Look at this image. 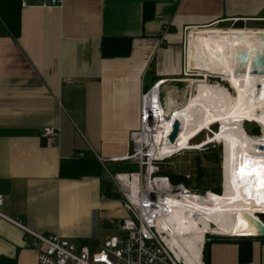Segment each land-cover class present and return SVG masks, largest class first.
<instances>
[{"label":"crops","instance_id":"0c3cea01","mask_svg":"<svg viewBox=\"0 0 264 264\" xmlns=\"http://www.w3.org/2000/svg\"><path fill=\"white\" fill-rule=\"evenodd\" d=\"M24 1L18 39L0 19L1 211L31 231L100 251L129 216L102 182L134 164L130 135L143 94L160 80L176 91L189 68L203 75L205 38L264 39V0ZM118 38L131 39L129 56L105 57L103 41ZM49 127L59 135L45 138ZM80 154L95 157L104 174L63 178L62 162ZM214 238L210 264H264V238ZM31 241L0 218V260L38 264Z\"/></svg>","mask_w":264,"mask_h":264},{"label":"bare ground","instance_id":"6f19581e","mask_svg":"<svg viewBox=\"0 0 264 264\" xmlns=\"http://www.w3.org/2000/svg\"><path fill=\"white\" fill-rule=\"evenodd\" d=\"M201 61L203 76L219 75L229 89L195 80V94L183 107H177L170 97L168 114L182 127L175 144L161 143L159 148L161 153L176 154L212 143L224 147L222 196L172 197L168 214L161 218L167 232L165 241L185 264H201L209 233L257 236L246 214L260 222L258 215L264 214V151L259 149L264 145V39L205 38ZM246 123L257 124L262 136H250ZM217 125L216 133L192 144L201 133L211 132Z\"/></svg>","mask_w":264,"mask_h":264},{"label":"built area","instance_id":"2783aa9c","mask_svg":"<svg viewBox=\"0 0 264 264\" xmlns=\"http://www.w3.org/2000/svg\"><path fill=\"white\" fill-rule=\"evenodd\" d=\"M62 4L63 0H51L47 5L60 7ZM23 5H26L24 0ZM47 5L45 3L43 6ZM164 82H155L143 94L140 124L130 135L134 152L129 160L139 170L115 175L108 173L129 216L119 225L120 236L106 240L100 251L92 253L86 246L75 244L57 234L43 235L31 231L20 219L10 218L1 211L5 205V197L0 194V218L32 238L31 247L37 252L38 264H185L175 257L165 241L164 235L167 232L161 225V218L168 214L172 197L182 198L183 195H188L197 198L208 193L198 194L183 183L175 185L169 176L160 174L159 167L169 164L176 155L159 151L161 143L170 142L175 123L170 118L163 99ZM58 135L59 130L56 128L44 130L47 139ZM84 156L85 154L79 155L81 158ZM184 177L192 179L191 175ZM179 185H183L189 192H177Z\"/></svg>","mask_w":264,"mask_h":264},{"label":"rangeland","instance_id":"374dc122","mask_svg":"<svg viewBox=\"0 0 264 264\" xmlns=\"http://www.w3.org/2000/svg\"><path fill=\"white\" fill-rule=\"evenodd\" d=\"M240 32H246L245 30H238ZM191 73L183 76L181 81L177 83L176 91L170 92V87L165 89L163 99L166 105L169 104V98H173L176 102L177 107L181 108L188 102L192 95L195 94L196 85L192 83L195 80H203L208 82L211 86L221 85L229 89V86L224 82L219 75L213 74L205 77L196 73V70H191ZM191 75V76H190ZM171 95V96H170ZM259 129V133L256 130ZM219 130V126H213L211 132L209 130L201 133L192 144L202 143L204 140L213 135V133ZM245 130L250 136L258 137L262 136V129L257 124L246 123ZM224 147L217 143H212L200 150H185L177 152L176 155L170 160L169 164L161 165L159 171L163 175L170 173L172 175H191L192 179L187 180V187L194 189L198 194H206L205 196L219 197L222 196V185H223V164H224ZM111 170V166L106 164ZM135 171H138L135 170ZM115 175V174H113ZM221 191V195L214 194V192ZM118 192V191H117ZM264 223V218H260ZM215 229V228H214ZM213 237L220 238H249V237H227L220 236L217 234H207L206 241H209ZM210 238V239H209ZM74 242V241H72ZM75 244H78L74 242ZM206 243V242H205ZM99 250V249H97ZM92 250V253L98 252Z\"/></svg>","mask_w":264,"mask_h":264},{"label":"trees","instance_id":"16d2710c","mask_svg":"<svg viewBox=\"0 0 264 264\" xmlns=\"http://www.w3.org/2000/svg\"><path fill=\"white\" fill-rule=\"evenodd\" d=\"M23 0H0V19L7 26L14 39H18L21 34V11ZM153 14V13H152ZM145 15L147 18H151V14L145 9ZM131 52V39H111L103 41V55L107 56H129ZM259 133V129L256 130ZM138 166L135 164L129 167H122L118 169L117 173H131L137 172ZM139 170V169H138ZM61 176L67 179H81L83 177H100L104 174V168L102 164L93 156H84L83 158L76 156L72 160L63 161L61 164ZM160 174H162L160 172ZM163 175V174H162ZM171 178L173 184H185L187 186L188 181L183 175L167 174ZM103 194L109 199H122L121 195L114 189L112 182L103 181ZM214 194L221 195V191L214 192ZM249 238H233L237 240H247ZM210 239V238H209ZM216 238H211L206 241L203 249V261L205 264H210V245L216 242ZM242 254V252H241ZM0 264H16L15 261L9 259H1Z\"/></svg>","mask_w":264,"mask_h":264},{"label":"water","instance_id":"95a60500","mask_svg":"<svg viewBox=\"0 0 264 264\" xmlns=\"http://www.w3.org/2000/svg\"><path fill=\"white\" fill-rule=\"evenodd\" d=\"M181 122L180 121H175L174 123V127H173V133L170 136V142L175 144L180 131H181ZM260 150L264 151V145H260L259 146ZM222 193L224 192V183L222 185ZM177 192H183L185 194H187L189 191L183 186V185H179L176 188ZM247 219H249V221L251 222V224L256 228L257 231V236H255L254 238H264V224L263 222H260L259 220H257L255 217H253L252 215L246 214ZM259 218H264V214H259L258 215Z\"/></svg>","mask_w":264,"mask_h":264}]
</instances>
